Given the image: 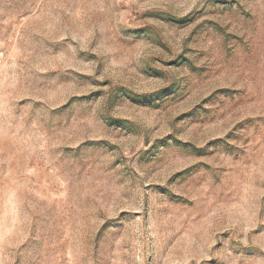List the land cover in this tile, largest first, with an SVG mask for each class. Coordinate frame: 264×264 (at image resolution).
<instances>
[{
    "label": "rangeland",
    "instance_id": "374dc122",
    "mask_svg": "<svg viewBox=\"0 0 264 264\" xmlns=\"http://www.w3.org/2000/svg\"><path fill=\"white\" fill-rule=\"evenodd\" d=\"M0 264H264V0H0Z\"/></svg>",
    "mask_w": 264,
    "mask_h": 264
}]
</instances>
